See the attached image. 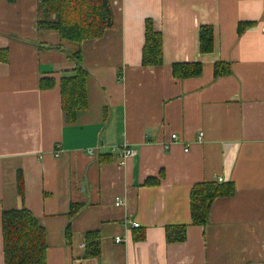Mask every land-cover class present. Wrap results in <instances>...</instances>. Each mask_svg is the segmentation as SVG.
<instances>
[{"label":"crops","instance_id":"crops-1","mask_svg":"<svg viewBox=\"0 0 264 264\" xmlns=\"http://www.w3.org/2000/svg\"><path fill=\"white\" fill-rule=\"evenodd\" d=\"M109 2L112 27L81 44L88 106L67 125L69 46L36 29L38 0H0V264L1 214L22 208L44 228L46 264H264V0ZM146 20L161 36L160 66L141 65ZM201 27L213 34L205 54ZM217 63L230 73L215 76ZM176 64L201 73L176 79ZM123 144L135 151L125 161ZM219 180L234 195L214 200L205 227L190 225L191 187ZM72 204L83 207L70 218ZM177 225L186 239L169 244L165 228Z\"/></svg>","mask_w":264,"mask_h":264},{"label":"trees","instance_id":"trees-1","mask_svg":"<svg viewBox=\"0 0 264 264\" xmlns=\"http://www.w3.org/2000/svg\"><path fill=\"white\" fill-rule=\"evenodd\" d=\"M113 14L109 0H38L36 29L56 34L60 42L66 43L67 59L75 67L71 74L64 75L59 81L61 109L67 125L76 123L79 112L88 106L86 79L87 72L82 67L81 44L87 40L100 38L112 27ZM242 26L239 27L241 32ZM200 53L212 50L213 34L209 27L199 29ZM61 46V45H60ZM59 50V47L53 48ZM141 65H162V40L155 32L150 20L145 21L144 44ZM200 64H176L172 75L176 79L192 78L200 75ZM226 64L215 65L214 75L229 74ZM51 79L40 81L41 89L53 87ZM157 183L149 179L146 184ZM19 192L22 191L21 177H17ZM235 193L232 183L201 182L194 184L189 192L190 225L205 227L209 222L210 208L214 200L231 197ZM83 205L72 204L69 217H74ZM186 225L165 228V240L169 244L182 243L186 239ZM70 235L69 227L66 229ZM2 254L4 264H46V238L44 228L27 209L9 210L1 214ZM85 258L94 259L100 255V236L98 231L86 232ZM143 234L136 240L143 239Z\"/></svg>","mask_w":264,"mask_h":264},{"label":"built area","instance_id":"built-area-1","mask_svg":"<svg viewBox=\"0 0 264 264\" xmlns=\"http://www.w3.org/2000/svg\"><path fill=\"white\" fill-rule=\"evenodd\" d=\"M262 32L264 33V27L262 28ZM201 137H202V134H199V139H201ZM171 141H172L171 144H173L174 142L177 141V137H176L175 135H172V136H171ZM171 144H166V145H164V148H165V149H168V148L170 147ZM121 149H122V157H123V161H125L127 158L132 157V156L135 154V151H134L133 149L129 148V147H128L127 145H125V144L122 145V148H121ZM188 149H189L188 147H185V148H184V152H187ZM88 153H89V154H93V151H88ZM122 163H123V162H122ZM218 182H220V180H219ZM115 205H116V206H121V205H122V200H121V199H116V203H115ZM128 224L130 225V227H131L132 229H137V228H139V224H138V223L128 222ZM114 241H115V243H121V242H123V240H122L121 238H119V237H116V238L114 239Z\"/></svg>","mask_w":264,"mask_h":264}]
</instances>
